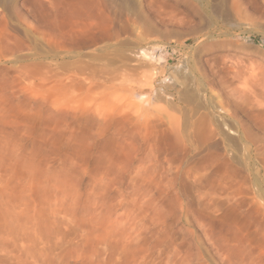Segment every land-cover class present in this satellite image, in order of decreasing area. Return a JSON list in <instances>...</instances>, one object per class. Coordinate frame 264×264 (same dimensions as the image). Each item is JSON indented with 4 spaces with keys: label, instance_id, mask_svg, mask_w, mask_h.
<instances>
[{
    "label": "rangeland",
    "instance_id": "374dc122",
    "mask_svg": "<svg viewBox=\"0 0 264 264\" xmlns=\"http://www.w3.org/2000/svg\"><path fill=\"white\" fill-rule=\"evenodd\" d=\"M36 1H0V264H264V0Z\"/></svg>",
    "mask_w": 264,
    "mask_h": 264
},
{
    "label": "bare ground",
    "instance_id": "6f19581e",
    "mask_svg": "<svg viewBox=\"0 0 264 264\" xmlns=\"http://www.w3.org/2000/svg\"><path fill=\"white\" fill-rule=\"evenodd\" d=\"M0 1L4 3L7 0H0ZM36 2L40 6V2L38 0ZM87 2H89L88 3L89 4V6H88L89 7L88 8L89 20L90 21H98L100 23V26L102 27V30L104 31V33H108L109 30L112 28V23H113V19L111 17V13L113 12L112 11L113 10L112 5H114V4H116V5H128L129 4L128 0H104V2H102L101 0H87ZM103 3H104V5H103ZM46 17H47V15L44 16V18H46ZM50 25L52 26V28H56L57 23L52 21V22H50ZM65 26H66V30H67L65 32H67V33L73 34L74 32L77 31L76 27L70 22L65 23ZM226 44H228V43H226ZM228 45L233 46L231 43H229Z\"/></svg>",
    "mask_w": 264,
    "mask_h": 264
}]
</instances>
